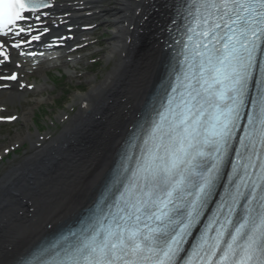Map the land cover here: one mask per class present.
Instances as JSON below:
<instances>
[{"label":"snow or ice","instance_id":"obj_1","mask_svg":"<svg viewBox=\"0 0 264 264\" xmlns=\"http://www.w3.org/2000/svg\"><path fill=\"white\" fill-rule=\"evenodd\" d=\"M52 6L0 0V37H30L12 49L39 41L48 28L30 21ZM176 13L158 106L133 126L105 191L36 264H264V0H176ZM8 39L0 87L18 79L4 72Z\"/></svg>","mask_w":264,"mask_h":264},{"label":"bare ground","instance_id":"obj_2","mask_svg":"<svg viewBox=\"0 0 264 264\" xmlns=\"http://www.w3.org/2000/svg\"><path fill=\"white\" fill-rule=\"evenodd\" d=\"M103 1L58 0L57 10L65 11L58 14L68 13L66 19L75 24L93 17L91 23L113 27L108 58L115 65L79 96L82 106L65 126L71 135L79 132L77 139L63 134L56 142L53 138L47 142V134L33 139L29 133L33 153L0 175V264L17 257L48 226H56L89 204L156 77L162 45L152 28L155 11L151 7L158 0H117L112 6ZM8 91L0 94L1 105L26 95L18 87ZM32 112L21 114L26 125L32 122ZM62 141L69 146L58 147ZM52 152L59 157L49 159Z\"/></svg>","mask_w":264,"mask_h":264},{"label":"rangeland","instance_id":"obj_3","mask_svg":"<svg viewBox=\"0 0 264 264\" xmlns=\"http://www.w3.org/2000/svg\"><path fill=\"white\" fill-rule=\"evenodd\" d=\"M117 0H110V6L114 5ZM106 4V5H107ZM111 20V17H108ZM113 27L111 25H103L99 27L96 36H100L103 39L102 46H91L87 48L88 54L101 50L102 52L98 56L99 64L96 65L93 72H88L91 62L89 58H84L81 63L76 64L74 67H65L61 69L68 72V75L62 81L56 80L53 71L50 72V76L57 81L52 83L51 81L44 80L42 93L36 98L28 100V102H15L7 106L5 114H11L13 112L20 113L27 112L32 108L33 118L29 126H27L23 120L19 119L14 124H0V154L4 155V150L9 149L14 143L17 142L19 136H27L28 128L35 134L40 130L42 134L46 132L50 136L58 135L67 123L64 120V115L67 114L69 117L73 116L79 109L80 103L78 102V96L88 93L92 84L103 79L107 73L114 67V61L108 60L109 54V41L112 37ZM39 79L41 75H35ZM38 130V131H39ZM23 137V138H24ZM23 143L18 142L19 148L17 154L11 156L9 160H4L0 166V174L7 171L8 167L17 164L19 157H22L31 149V141L26 139Z\"/></svg>","mask_w":264,"mask_h":264}]
</instances>
